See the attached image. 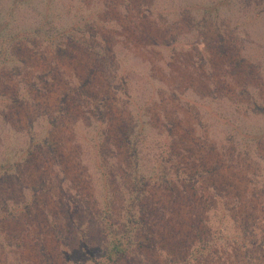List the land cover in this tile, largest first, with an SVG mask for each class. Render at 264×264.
Masks as SVG:
<instances>
[{"label": "rangeland", "instance_id": "374dc122", "mask_svg": "<svg viewBox=\"0 0 264 264\" xmlns=\"http://www.w3.org/2000/svg\"><path fill=\"white\" fill-rule=\"evenodd\" d=\"M12 8L0 97H17L15 129L0 117V157L9 135L24 148L31 131L48 137L52 150L38 168L19 167L20 198L6 185L0 191V264H91L78 236L65 233L63 248L46 216L64 230L83 225L91 255L99 252L107 236L97 153L116 215L130 189L145 192L135 206L139 246L117 264H264V0H0V20ZM40 24L59 48L33 36ZM20 30L28 40L17 39ZM153 41L175 42L171 61ZM110 48L114 56L98 55ZM122 83L129 101L116 92ZM127 134L140 141L138 180ZM190 161L197 171L184 184ZM42 176L49 207L40 195L36 207L16 208ZM59 181L75 186L71 209L57 207ZM6 210L14 213L3 219Z\"/></svg>", "mask_w": 264, "mask_h": 264}, {"label": "trees", "instance_id": "16d2710c", "mask_svg": "<svg viewBox=\"0 0 264 264\" xmlns=\"http://www.w3.org/2000/svg\"><path fill=\"white\" fill-rule=\"evenodd\" d=\"M11 1L13 2L14 5H21V4L26 2V0H11ZM221 3H223V1H221ZM170 7L173 10H175L174 9L175 7H172V6H170ZM182 8L183 7L181 6L175 11H179ZM14 10H15V8L8 10V13L5 14L4 17H2V20H0V64H6L5 62L8 60V58H7L8 49L10 47L7 45L10 44V42L15 37L14 33H8V30L10 29L9 24L11 23V20L14 17ZM164 11H166V10H164ZM34 33H35V35L33 34V36H39V37L42 36L43 37V35H44V38L50 40L49 37H51V33L47 29L43 31L41 24L38 26V28L35 29ZM16 34H17L16 35L17 39L22 38L24 41L28 40L30 37V34L27 33L26 30L16 31ZM61 34H63V33H61ZM67 38L68 37L66 36L65 38H63V40L67 39ZM90 39H92V40L94 39L93 35L90 37ZM93 42H92V44H93ZM50 44L55 49L59 48L58 47L59 45H57V43H54L52 40H50ZM103 46H105V45H103ZM151 46L154 48H159V49H168V51H169L168 60L171 61L172 49L175 46V42L166 43V46H162V45L159 46V43H156V41H153V45H151ZM96 47L99 48V45L95 44L94 48H96ZM86 48L89 49L90 47H86ZM97 52H98V55H101V57L106 56L105 52L109 53V55H111V56L115 55V53L112 51L111 48L109 50H104L103 52H101V51H97ZM150 72H151L152 79L155 80V77H154L155 71H154L153 66H151ZM125 79L126 78L124 77V80ZM122 88L123 89H121V90H116V92L125 95L127 97L126 101H129L130 96L128 97V92H127V89H126L124 83H122ZM0 96H1V94H0ZM16 99H17L16 96L13 99H9V98L6 99V98L0 97V117H2V123L4 125L8 126L9 131L12 129H15V126L11 125V123H10V118H11V110H12L11 107L15 103ZM1 105H3L4 107L2 108ZM8 107H9V111L7 110ZM252 108L255 111H258L259 106L257 105V103H254ZM4 110H7V113H5ZM262 112H264V111H262ZM111 126H112V122H111V125L108 127V129L103 131V133H102V137L104 138L103 142H105L106 138L108 140L110 139L109 128ZM132 127L133 126L131 124H127L122 129L121 134L123 135L125 132H127ZM31 128H32V126L30 127V129ZM232 129L237 130L236 127H232ZM132 136H133L132 134L125 135L124 141L128 145L129 159L133 162L134 172H136V173H134L133 178H136V180H138L139 178H142L143 176L140 175L139 172H137L138 165L135 161H133V158L137 152V146H139L140 141L139 140H135V141L132 140ZM226 139L227 140L231 139L232 142H234L232 135H229ZM50 143L51 142L48 141V137L46 138V136H44L43 138L35 139L32 136V131H31V134L27 135L26 144L23 148V147L19 146L20 143L18 142V139L14 135H9L6 142L3 144L5 146V148L1 154L2 157H0V191H2V189L6 185L8 190L14 188L15 192L17 194H19L18 198H20V194H22L24 189L19 188L17 186L16 180L19 181V179L21 180V178L23 177V168H25L26 170H30V168H32V167L38 168L37 162H38L39 158L42 160L41 162L48 161L47 153L51 154V152L48 149L51 148V150H52V144H50ZM171 144H174L173 140H171ZM15 147H18V148H15ZM170 148H171V151H172L171 153H172L174 159H175V156L176 157L180 156V154H178V152L176 151L175 148H173L172 146H170ZM40 151L42 153H40ZM97 154H96V156H97ZM96 156L94 159V163H95L94 168L98 169L101 172V174L99 175V178L102 181L101 188H103L102 189L103 199L100 202V208H99V211H101V213L99 212L100 213L99 220L104 222L105 235L107 236L106 242L102 243L100 245L99 252L95 256L91 255L93 251L91 250V248L87 247V245L89 246V244L87 243V235L85 234V231H84L85 229L82 228L83 225L77 226V224L75 222H70L67 225V228L64 230L63 228L60 227V225H58L59 223L57 222L56 218H51L49 216H46V218L48 217L47 222L49 223L50 229L54 232V234H56L58 238H61L62 240L64 239V241L62 243L63 248H68V245L65 244L67 242V239H68V238L65 239V233L67 235H71L72 233H75V235L78 236L79 241L81 242L82 246H84V247H82V250L90 256L91 264H117L122 258L127 257L131 254V251L134 248V245L138 244V246H139V243L137 242V240L136 239L134 240L135 237L137 238V236L134 237V234H136V235L139 234L138 232L140 230L139 229L140 228L139 222L141 220L140 219L141 214H140V212L137 211L138 209L135 208V206H136V202H138L139 200H141V198H143L145 192H143L141 194L139 192L141 189H139V188L130 189V192H131V195L129 197L130 200L127 203H125L122 211L116 215L115 211L113 209L112 201H111V196H112L111 195V188L107 184L108 178H109V174L107 173L108 169L104 168V166L100 162L99 158ZM190 162H191V164L189 165L188 172L185 174V178L182 179V182L184 184H188L190 179L193 180L194 175L196 174V171H197L196 170V167H197L196 163L192 162V161H190ZM54 164H56V163H54ZM19 167H23V168L19 169ZM177 170H179V169H177ZM179 171H181V169ZM47 179L48 178L45 179V176L40 177L38 183L34 187L29 189V193L25 197H23V199L28 198L29 199L28 202L23 200L22 201L23 203L21 205L20 204L15 205V207L19 208V206H20L21 208H24L26 206L25 209H29V207L34 206V205L36 207L39 196L41 195L42 198L44 196L42 206L45 208H48L50 201H49L48 197H45L44 194L46 192H44V188H43L48 183ZM103 182H104V184H103ZM53 184H56V183H53ZM57 188L59 189L60 193L62 192L63 204L61 205V202H59L57 200L58 206L56 204L55 205L57 207L61 206V208L65 209V210L71 209V204H70V202H68L69 200H66V199L69 195L73 194V192L76 193V190H74L75 186L72 185L71 183H69V185L67 187H65L63 182L59 181L57 183ZM7 200L8 199H5V198L2 199L6 208H7V203H8ZM11 213H14V212L6 210L4 215L2 216V218L6 219L7 217H9V214H11ZM48 215H50V214H48ZM24 216L25 215H23V217ZM21 217L22 216H20L19 218H21ZM118 220L120 222H118ZM136 230H138V231H136ZM191 254H192V252L188 256L187 260H189L190 257H192L193 260L195 259V252L193 251V254L192 255Z\"/></svg>", "mask_w": 264, "mask_h": 264}]
</instances>
